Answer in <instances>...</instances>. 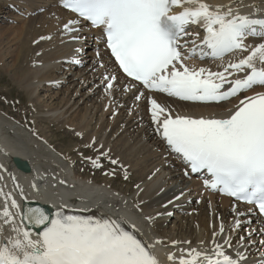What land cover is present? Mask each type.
<instances>
[{"label":"snow or ice","instance_id":"6c2138e0","mask_svg":"<svg viewBox=\"0 0 264 264\" xmlns=\"http://www.w3.org/2000/svg\"><path fill=\"white\" fill-rule=\"evenodd\" d=\"M57 2L72 14L62 23V35L80 42L86 30L99 33L113 65L110 71L96 50V63L105 70V92L130 94L129 115L140 101L147 102L149 123L165 147V162L175 156L185 165V175L205 173L206 187L254 206L246 212L236 209L241 218L227 233L223 223L219 232L213 231L211 247L200 241L203 250L180 249L178 257L168 253L170 264H264V239L253 240L256 232L264 236V229L249 228L238 239L234 235L249 213L264 214V39L255 45L245 42L248 37L264 38V11L251 5L261 14L242 12L248 7L243 0ZM193 26L198 30L190 31ZM46 38L51 37H40ZM81 52L83 47L75 49L73 63H82ZM194 57L219 63L196 64ZM156 94L215 105L216 110L207 115L182 113L160 102ZM82 147L93 155L84 156L79 147L76 151L93 167L103 168L107 161L128 178L119 158H113L111 148L97 137ZM104 174L115 176L116 168ZM16 188L26 201L23 188L19 184ZM136 188L142 191L140 185ZM0 197V264H161L156 246L164 240L148 237L122 216L79 214L87 210L63 204L53 205L55 211L49 214L43 207L22 205L2 188ZM144 220L150 223L154 217L145 215ZM180 243L191 241L171 242L173 247Z\"/></svg>","mask_w":264,"mask_h":264},{"label":"bare ground","instance_id":"6f19581e","mask_svg":"<svg viewBox=\"0 0 264 264\" xmlns=\"http://www.w3.org/2000/svg\"><path fill=\"white\" fill-rule=\"evenodd\" d=\"M207 2L217 4L228 0ZM243 4L248 6L241 9L244 13L261 14L251 5H257L264 11V0H243ZM70 16L59 7L57 0H0V22L5 24L0 27V64L3 66L5 60H10L4 64L5 72L14 70L12 76L25 90L27 104L35 113H41L31 117L34 124L31 128L20 119L0 111V165H3L0 168V188L5 193L12 192L22 202L24 200L16 188L19 184L27 200L48 204L53 211V205L59 207L63 204L69 209L87 210L79 214L122 216L134 222L148 237L164 240L163 244L156 246L161 264H170L167 259L170 252L178 257L180 249L196 247L203 250L200 241L211 247L213 231L219 232L223 223L225 233L229 232L234 220L241 218L236 209L240 212L248 209L235 206L228 198L201 188V181L195 177L184 178L181 175L183 164L176 157L170 156L165 162V147L149 123L147 102L140 101L139 107L129 115L133 100L130 94L114 92L110 96L105 92L102 84L105 70L96 63V50L101 51L110 71L113 65L101 42L92 41L98 32L86 30V41L73 42L68 35L61 34L62 23ZM196 30V27L190 29ZM42 36L51 38L41 40ZM262 39L253 36L245 42L255 45ZM81 46L85 50L79 57L85 64L76 66L71 58L75 49ZM227 59L229 57H225ZM192 62L219 63L202 62L195 57ZM120 78L124 80L122 76ZM40 91L47 92V98L52 99L54 105L45 100V94L42 97ZM156 95L160 102L172 105L182 113L207 115L216 110L215 105H193L162 94ZM37 104L46 107V111H38ZM114 111L116 115H113ZM41 122L49 124V127L54 125L67 129V133L70 132L78 141L71 147L75 151L78 147L84 149L82 145L91 137H97L106 148H111L113 158L118 157L127 169L128 178L125 179L124 170L114 166L119 170H116L117 174L128 181L127 185L117 184L113 179L116 175H105V172L100 177L92 176L87 171L91 165L88 161H85V171L75 170L73 156L69 157V151L51 144L50 128H45ZM77 132L84 133L83 137H78ZM14 156L27 161L30 166L28 173L15 169L11 162ZM107 167L91 168L100 172ZM136 185H140L142 191ZM2 204L3 198L0 197ZM145 215H152L154 220L145 222ZM172 218L175 222L167 229ZM243 222L244 226L234 233L237 239L249 228L264 229L262 221L252 213L244 217ZM260 239L264 236L256 232L253 240ZM172 241H191V244L180 243L173 247Z\"/></svg>","mask_w":264,"mask_h":264},{"label":"rangeland","instance_id":"374dc122","mask_svg":"<svg viewBox=\"0 0 264 264\" xmlns=\"http://www.w3.org/2000/svg\"><path fill=\"white\" fill-rule=\"evenodd\" d=\"M1 22H0V25H1L0 27H3V25L5 24L4 22L2 23ZM24 53L25 51H23L22 56ZM21 60L22 59H20L19 61L21 62ZM8 63H10V60L9 59L5 60L4 64H8ZM4 64L3 66L0 64V111L5 112L8 116L16 120L20 119L22 123L27 124L29 127L32 128L34 127L32 126L34 124H32V122L30 121L31 117L33 116L35 117V115L37 116L41 115V113L39 114L35 113L32 107L27 104L28 97H27L25 90L22 88V85H20L12 76L14 74V70H11L10 72H5ZM39 94L42 97L45 94L44 95L45 100H47L48 102L51 101V105H54L53 103L55 102L52 101V99L47 98V96H49L47 95L48 94L47 92L40 91ZM36 106L37 108L39 107L38 111L41 109L40 110L41 112H44L47 109L46 107H41L38 104ZM41 125L44 126L45 128H48V129L50 128L48 131L50 134L49 139H50L51 144H53L58 149L59 148L62 150L64 149L63 151H66V152L69 151V157L73 156V160H74L73 164L75 166V170L85 171V168L87 166V163H86L87 161L84 160L77 151L71 148L73 144L78 143V141L72 136V134L70 132L67 133L68 132L67 129L57 128L54 125H50L49 127L48 126L49 124L45 122H41ZM80 151L83 152L84 156L93 155V153L90 150L81 149ZM103 164H105L104 166H108L107 168L109 170H111L114 167L113 165L110 166V164L107 161H104ZM88 166L90 167L87 168V171H89L88 173H90L92 176L98 175L100 177L102 172H106V169H107L106 168L104 171H100V172H94L93 168H91L92 165H88ZM116 170L117 172L119 171L118 168H116ZM117 172H116V177L113 178L114 180H116V183L117 184L121 183L123 186L127 185L128 181L124 180L121 174L118 175ZM196 203H197V200H196ZM173 220L174 218H172L169 221V223L167 224V229H170V227L174 224L175 221L173 222Z\"/></svg>","mask_w":264,"mask_h":264},{"label":"water","instance_id":"95a60500","mask_svg":"<svg viewBox=\"0 0 264 264\" xmlns=\"http://www.w3.org/2000/svg\"><path fill=\"white\" fill-rule=\"evenodd\" d=\"M12 160L19 170H21L23 172H29L30 167L26 161L21 160L19 157H13ZM23 204H27V206H30V207H36V206L43 207L45 210H47L49 212V214H52V211L49 209V207L46 205H43L41 203L33 202V201H31V202L25 201V202H23Z\"/></svg>","mask_w":264,"mask_h":264}]
</instances>
